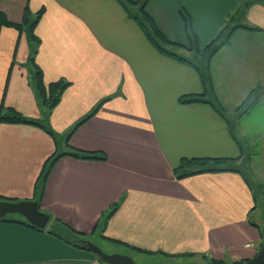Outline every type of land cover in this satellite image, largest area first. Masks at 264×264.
<instances>
[{"label":"crops","instance_id":"obj_1","mask_svg":"<svg viewBox=\"0 0 264 264\" xmlns=\"http://www.w3.org/2000/svg\"><path fill=\"white\" fill-rule=\"evenodd\" d=\"M26 3L31 12L44 8L34 28L39 37L34 60L44 82L63 78L69 84L47 117L55 140L35 125L0 122V195L32 198L43 162L54 151L74 147L106 157H58L39 201V208L49 214L48 226L36 229L0 220L6 236L27 241L23 249L6 254L5 261L106 264L48 229L57 218L91 235L114 202L117 207L102 234L152 251L147 254L191 253L182 257L204 255L227 263L254 255L259 235L248 220L256 206L243 176L218 171L177 179L172 169L183 156L243 155L240 139L248 127L244 117L256 111L258 168L264 174V0L146 1L145 10L157 27L185 46L189 41L180 6L191 18L199 46L241 8L236 23L259 28L235 27L213 53L211 90L204 88L194 67L159 52L117 0H0V10L9 20L20 21ZM29 51L24 33L1 27L0 102L41 118ZM252 88L248 107L236 109ZM203 91L219 101L230 126L209 103L178 100L181 94ZM5 218L25 221L22 216ZM99 237L109 252L123 247L127 254L143 253Z\"/></svg>","mask_w":264,"mask_h":264},{"label":"trees","instance_id":"obj_2","mask_svg":"<svg viewBox=\"0 0 264 264\" xmlns=\"http://www.w3.org/2000/svg\"><path fill=\"white\" fill-rule=\"evenodd\" d=\"M124 10L126 11L127 15L134 18L135 21L138 23L140 29L146 36V38L152 43V45L161 53L174 57L186 64L191 65L194 67L196 72L198 73V76L200 77V80L202 82V85L204 88L210 89L211 87V81H210V75H209V60L210 57L213 55V53L224 43H226L230 37V33L232 29L235 27H246L249 29H259L257 26H247L244 24H233L231 27L226 31V34L222 40H219V37L224 32L225 28L227 27V23L221 28V30L218 32V34L212 38L205 46L202 48L198 45V39L196 36V33L193 29L191 18L187 11L180 6L178 8V11L180 13V16L184 22L185 32L186 36L188 38L189 44L188 46H185L183 43L170 40L167 38V36L157 27L156 23L154 22L153 18L146 12L145 10V3L147 0H117ZM132 5H137V9L134 11L131 9ZM44 11L43 7H40L35 12H31L28 4L26 3L23 6L22 9V16L20 21H12L9 20L5 13L0 10V29L2 26H11L15 28L19 33H24L25 37L27 39V43L30 47L29 56H28V62L31 63L33 69H32V75H31V83L32 87L34 89V95L36 98V102L38 103L40 109H41V118H35V117H29L24 114H22L20 111L16 110L12 106L5 105L2 101L0 102V122H6V123H25V124H31L38 126L45 130L54 140H55V132L49 127V124L47 122V117L50 112V110L58 103L60 100L61 94L65 87L69 84L67 80H64L63 78H58L56 80L50 81L48 83H45L42 76V70L38 66V64L34 60V55L37 50V45L39 43V37L35 34L34 28L38 20L40 19L42 13ZM217 41V42H216ZM167 45L175 46V47H181L183 49L187 50H194L198 53H207V57L205 58V62L201 64L199 61H192L190 58H187L181 54H179L175 50H171L167 47ZM255 88H252L247 96L241 101L240 104L236 107V109H239L241 106H244V109L248 107V105L251 103L252 99L249 98L251 92ZM207 90V89H206ZM211 90V89H210ZM264 90V87H263ZM207 91H203L200 93H186L181 94L178 97V100L180 102H207L209 103L212 108L218 112L221 116H223L230 126L231 123L229 119L225 116L224 110L222 108V105L219 103L218 100L215 98H211L206 96ZM109 96H106L102 98L95 107L91 110V112L84 118L86 119L91 113H93L106 99H108ZM243 109V111H244ZM231 134L234 136L230 129ZM235 137V136H234ZM237 141V140H236ZM238 142V141H237ZM239 144V142H238ZM70 155L76 158H83V159H105V154L100 151L96 150H81L78 148L72 147L68 151L64 152H58L54 151L52 152L43 162L42 170L40 172L41 181L40 185L38 187H35L34 193L32 198L37 199L38 205L41 198L42 190L44 187L45 179L54 164V162L60 157L61 155ZM243 155L240 154L236 157H210V156H192V157H186L183 156L180 158L179 162L173 167L172 172L175 178L180 179L184 178L189 175L201 173V172H218V171H235L238 172L241 176H243L244 181L249 185L250 182L248 181L246 175L244 174L243 170L238 167V164L236 161L241 162L244 161V159H249L246 156L245 158L242 157ZM0 199H10V200H16V198L6 197L0 195ZM253 199L255 200V197L253 196ZM117 203L114 202L110 208L107 210L106 214L103 215V217L100 219V228L98 231H100V235L103 238H106L112 242L127 245L132 249H135L137 251H141L144 253H151V250L140 248L138 246L127 244L126 242H123L121 240L113 239L110 237H107L102 234V230L104 228L106 219L113 213V211L116 209ZM254 208V206H253ZM1 221H13V222H19L26 224L28 226H31L33 228H36L35 226H32L31 224L27 223L26 221L17 220L14 218H0ZM54 225H52V228L48 229L50 233L54 234L55 236L59 237L60 239L71 243L77 247H85L84 246V240H86V234L84 232L77 231L71 227H69L64 222L58 220L57 218L53 219ZM250 225L254 226L259 232V224L253 222L252 220H248ZM38 229V228H36ZM59 231H63L61 234ZM65 234V235H64ZM84 238V239H82ZM162 252V251H161ZM165 255L168 256H182V255H192L191 253H166L162 252ZM97 256V255H96ZM204 256V255H203ZM210 258V264H226L227 262L223 259L218 258ZM97 259L99 262L103 263V261L97 256Z\"/></svg>","mask_w":264,"mask_h":264},{"label":"rangeland","instance_id":"obj_3","mask_svg":"<svg viewBox=\"0 0 264 264\" xmlns=\"http://www.w3.org/2000/svg\"><path fill=\"white\" fill-rule=\"evenodd\" d=\"M131 6V5H130ZM131 7H134L133 10L135 11L137 9L136 5H132ZM241 10L242 8L237 11L235 14L230 15L229 21H227V27L225 28L222 35L219 37V40H222L226 34V31L231 27V25L235 24L241 19ZM215 37V36H214ZM213 37V38H214ZM216 41V42H217ZM199 45V44H198ZM168 48L171 50L177 51L179 54L190 58L192 61H199L201 64H203L205 61V58L207 57V53H198L194 50H184L181 47H175L171 45H167ZM202 48L203 46H199ZM204 61V62H203ZM239 109L243 110L244 106H241ZM228 111V110H227ZM256 111H250L249 114H247L244 118L246 120V123L248 124L247 127V135L242 137L240 140L242 148H243V155H250L251 162H249V159H244V161L236 163L238 164V167L243 170L244 174L246 175L248 181L250 182L253 195L255 197V206L251 212L250 217L253 221H256L257 224H259L260 232L258 231V244L257 249L260 248L261 242H262V233L261 230L264 229V174L260 175L259 171V155H258V137L255 136L257 134L258 124L259 121L256 116ZM233 127V124H232ZM252 131V132H251ZM263 172H264V164H263ZM18 200V199H17ZM8 216H17L21 217L18 213H10L7 214ZM49 223H47L45 226H48ZM61 234L63 231H59ZM65 235V234H64ZM100 231H96L95 233H92L91 235H86V240H90L93 243L97 244L100 248H102L104 251L109 252L112 249L107 246L104 241L99 237ZM84 239V238H82ZM115 251L119 253H125L126 248L123 247H115L113 248ZM132 251V250H131ZM127 254V253H125ZM130 255L136 262L138 263H154V264H185V263H197L200 264H210V258L206 256L201 257H189V256H177V257H166L163 255H160L159 253L156 254H147L142 253L138 255L137 253H134L132 251Z\"/></svg>","mask_w":264,"mask_h":264},{"label":"water","instance_id":"obj_4","mask_svg":"<svg viewBox=\"0 0 264 264\" xmlns=\"http://www.w3.org/2000/svg\"><path fill=\"white\" fill-rule=\"evenodd\" d=\"M18 213L24 220L38 229H43L49 222V214L39 208L37 199L24 198L19 200L0 199V218L7 214ZM262 242L256 253L245 259H233L226 264H264V229L261 230ZM84 246L95 253L106 264H154L138 263L130 255L116 251L106 252L90 240H84ZM200 264V263H185Z\"/></svg>","mask_w":264,"mask_h":264},{"label":"snow or ice","instance_id":"obj_5","mask_svg":"<svg viewBox=\"0 0 264 264\" xmlns=\"http://www.w3.org/2000/svg\"><path fill=\"white\" fill-rule=\"evenodd\" d=\"M27 241L16 236H6L2 227H0V264H13V262L5 261V255L15 250L26 247Z\"/></svg>","mask_w":264,"mask_h":264}]
</instances>
